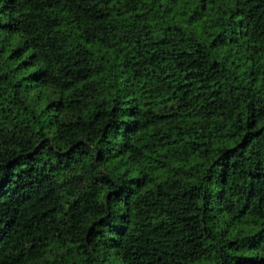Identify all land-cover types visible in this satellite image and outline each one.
Listing matches in <instances>:
<instances>
[{
    "label": "trees",
    "instance_id": "obj_1",
    "mask_svg": "<svg viewBox=\"0 0 264 264\" xmlns=\"http://www.w3.org/2000/svg\"><path fill=\"white\" fill-rule=\"evenodd\" d=\"M0 264H264V0H0Z\"/></svg>",
    "mask_w": 264,
    "mask_h": 264
}]
</instances>
